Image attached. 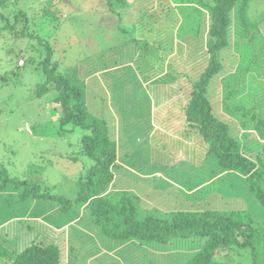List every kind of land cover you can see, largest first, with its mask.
Returning a JSON list of instances; mask_svg holds the SVG:
<instances>
[{
    "label": "rangeland",
    "instance_id": "rangeland-1",
    "mask_svg": "<svg viewBox=\"0 0 264 264\" xmlns=\"http://www.w3.org/2000/svg\"><path fill=\"white\" fill-rule=\"evenodd\" d=\"M10 1L5 11L15 14L23 8L30 18L35 16L28 31L35 38L17 36L22 26L18 34L0 32V77L6 78H0V168L2 164L9 177L44 182L51 193L70 199L67 207L51 198L40 211L20 212L24 220L15 223L13 232L18 246L10 243L6 228L12 219L0 202V235L6 231L4 239L13 256L37 233H46L43 242L60 245V264H184L205 243V237L197 235L165 243L114 239L100 233L93 216L71 200L80 192L81 176L85 179L94 163L82 153L81 139L89 131L72 123L62 128L61 107L55 109L48 96L36 95L37 83L45 80L37 65L47 53L37 44L38 35L55 49L52 62L84 81L90 112L108 121L117 140L120 159L112 169L107 195L123 191L135 196L139 217L165 218L179 208L207 207L222 214L242 209L261 215L262 204L254 193L245 191L242 179L219 171L216 159L206 156L207 144L200 133L184 124L173 125L181 122L187 92L210 56L206 48L210 11L204 5L198 0H124L109 8L104 0H36L35 5V0ZM240 5L232 11L229 43L221 54L225 67L211 81L210 98L222 118L231 116L237 130L249 131L244 134L248 142L244 147L255 155L261 145L259 150L249 144L259 138L256 124L260 120L264 124V0H248V17L255 26L242 21ZM166 7L173 10L171 15ZM186 34L193 36L179 42ZM161 55L164 59H159ZM21 57L26 59L24 65ZM240 57L252 59L249 68L248 62L241 65ZM169 62L182 73L172 86L162 79V74H169L165 65ZM239 102L250 110L248 115L241 109L232 113ZM244 119L245 127L240 123ZM156 126L163 131L151 132ZM2 192L9 201L10 191ZM225 193H236L243 207L223 202ZM226 252L221 247L218 259L229 262ZM245 257L244 264H249L251 256Z\"/></svg>",
    "mask_w": 264,
    "mask_h": 264
},
{
    "label": "trees",
    "instance_id": "trees-1",
    "mask_svg": "<svg viewBox=\"0 0 264 264\" xmlns=\"http://www.w3.org/2000/svg\"><path fill=\"white\" fill-rule=\"evenodd\" d=\"M8 1L10 0H0V32L7 30L18 34L22 26L21 34L17 36H24L25 39L31 38L30 40L33 41L35 37H31L28 31L33 29L32 23L35 21V16L30 18L23 8L15 10V14L5 11V8L9 6ZM104 1L109 8L124 2V0ZM198 1L210 11V26L206 41L207 52L210 56L205 70L187 92L188 100L183 107V116L181 115L183 121L173 123V125L184 124L188 129L200 133V137L207 144L206 156L216 159L219 171L234 175L239 180L242 179L245 191L254 193L262 204L261 215H256L251 211L244 212L242 209H235L228 214H222L220 209L207 207L203 209L179 208L165 218L154 214L139 217L136 204L132 200L133 196L130 197L128 193L123 191L115 192L116 196L113 193L107 195L110 192L106 191L109 184L111 182L113 184L112 169L120 157V155L118 156V143L115 137L111 135L108 121L90 112L86 101L84 81L76 72L62 71L56 62H52L55 49L52 48L50 42H43L39 35L37 36V44L47 53L44 60H41L43 62L37 65V68L42 69L45 80L37 83L35 92L36 95L48 96L49 103L55 104L52 106L53 108L61 107L59 119L62 128L72 123L73 126H80L89 131L81 139L82 153L94 159V163L89 167L86 178L81 176L80 192L71 200L84 206V210L86 209L87 213L93 216V225L100 230V233L123 241L135 239L163 243L175 237L197 235L205 237V243L184 264H244L243 258L246 255L251 256V261H248L249 264H264V124L262 120L256 124V128L259 130V138L249 145L259 150L261 145L262 149L257 154L252 155L244 147L245 144H248L244 134L249 131L237 130L231 116L222 118L220 113L215 110L210 98L211 81L225 67L221 54L229 43L228 30L232 11L238 4L240 5V0ZM35 2L36 0L34 5ZM32 7L36 9V6ZM248 8V0H244L239 8V16L246 25L255 26L254 23H250ZM166 9L170 10L171 15L173 10L167 7ZM48 10L43 8L44 12ZM43 11L41 10V12ZM61 17L66 18L63 15ZM58 19L60 16L56 20ZM186 22L188 23L189 20L186 19ZM189 36L193 35L186 34L182 36L183 39H179V42L184 43V40ZM159 40L163 41L162 38ZM161 58L164 59L163 55L159 59ZM23 59L26 60L24 57ZM235 59L237 58L235 57ZM240 60H242L241 65L243 61L248 62V68L253 62L252 59L246 61L241 57ZM165 65L170 70L168 75H164L166 72L162 74V79L169 82L167 83L169 86L178 84L179 77L177 75L182 76V73H178L170 62ZM0 78L1 80L6 79L4 76ZM156 85H158L156 87H160V84ZM166 87L168 86L160 88L167 89ZM228 98L229 95L226 94L224 100L228 101ZM226 105L229 108L228 104ZM240 109L243 115L249 114L250 110L241 102L233 107L232 113L239 112ZM254 117L252 114L251 118ZM240 123L245 127L248 125V120H241ZM158 131L161 132L163 129L156 126L155 130L152 129L151 132L158 133ZM78 156L73 157V159ZM1 166L0 202L4 205L3 208H8L9 215H11L9 219H12L11 226L7 227L6 231L9 236L11 235L9 237L10 243L13 242L18 246L16 241L14 242L16 233L13 232L16 231L15 226L18 221L24 220L20 212L28 209L40 211L43 203L48 199L51 200V198L60 200L64 205L70 199L63 195L51 193V188L45 186L44 182L30 183L26 178L9 177L7 169L2 164ZM42 186H45L46 189ZM6 190L10 191L6 193L10 196V200L7 202L4 192H2ZM134 197L133 199H135ZM35 202L37 203L33 207ZM223 202H234L235 207H243L238 202L236 193L235 195L225 193ZM65 207L67 206L65 205ZM31 213L35 212L31 211ZM5 232L0 235V263L4 261V264H60V245L54 241L43 242L46 233H37L25 243V249L13 256V252L8 250L7 242H5L4 238H8L3 235ZM21 240L20 238V244ZM223 246L228 250L226 258L229 262L218 259L217 252ZM229 251L237 252L243 256L239 259L232 257ZM247 256L245 257L246 260L248 259Z\"/></svg>",
    "mask_w": 264,
    "mask_h": 264
},
{
    "label": "clouds",
    "instance_id": "clouds-1",
    "mask_svg": "<svg viewBox=\"0 0 264 264\" xmlns=\"http://www.w3.org/2000/svg\"><path fill=\"white\" fill-rule=\"evenodd\" d=\"M22 60H23V58H20L19 59L20 65H23L24 64V61H22Z\"/></svg>",
    "mask_w": 264,
    "mask_h": 264
},
{
    "label": "built area",
    "instance_id": "built-area-1",
    "mask_svg": "<svg viewBox=\"0 0 264 264\" xmlns=\"http://www.w3.org/2000/svg\"><path fill=\"white\" fill-rule=\"evenodd\" d=\"M23 61V60H22Z\"/></svg>",
    "mask_w": 264,
    "mask_h": 264
}]
</instances>
